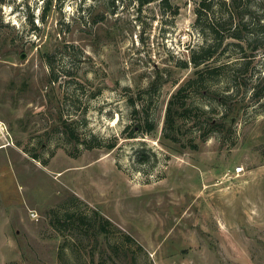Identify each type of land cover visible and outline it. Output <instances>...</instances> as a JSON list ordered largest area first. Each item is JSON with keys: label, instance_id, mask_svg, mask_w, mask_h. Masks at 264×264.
<instances>
[{"label": "rangeland", "instance_id": "374dc122", "mask_svg": "<svg viewBox=\"0 0 264 264\" xmlns=\"http://www.w3.org/2000/svg\"><path fill=\"white\" fill-rule=\"evenodd\" d=\"M165 1L0 0V264H264V0Z\"/></svg>", "mask_w": 264, "mask_h": 264}, {"label": "trees", "instance_id": "16d2710c", "mask_svg": "<svg viewBox=\"0 0 264 264\" xmlns=\"http://www.w3.org/2000/svg\"><path fill=\"white\" fill-rule=\"evenodd\" d=\"M141 4H144L148 1L151 0H138ZM234 1L232 0L231 4L223 2V4L226 6L227 5H231L234 6ZM167 2V0L165 1ZM204 6H207V8H211V4L212 3H205L202 2L201 3ZM230 7V6H228ZM202 11L201 9H197V24L199 25V27L201 29L204 28V23H202ZM242 16V15H241ZM241 19H239L238 25L235 23V18L232 15H229L227 12V18H224L222 21H217L216 23L214 22H209L208 24V28L209 30L213 33L214 38L217 40V44L215 46H219L220 44H222L223 40L227 37H231L234 39H238V40H245L244 35H243V31L241 29L242 25H246V23L243 21L242 17H240ZM221 20V18H220ZM221 27V28H220ZM221 32H225V33H221ZM250 40H246L247 45H250ZM253 50H256L257 45L256 46H251ZM209 49V48H208ZM207 52V51H206ZM204 54V55H203ZM212 55V53H208L205 54V50L200 51V53H192L191 56V61L195 64L198 65L201 62H203V60L207 57H210ZM48 56V54H47ZM199 73V72H198ZM56 77H51L50 81H55ZM197 82L198 81V76L194 77L193 79H189V81H187L185 84H183L182 86H180L177 91L172 95L171 99L169 100L168 106H167V110H166V116H165V126L163 129V136L166 139H169L172 142H177L179 141V137L178 135L180 134V127L181 124L184 122V118H185V114H186V107H184L183 105V99L182 97L184 96V91L185 89L191 85V82ZM263 87H264V72L263 75L260 79V81L255 85L253 91H252V97L254 98H260L263 96ZM140 110H138L136 107L133 109L132 113H133V125H132V129L130 130V132L128 133V136L133 137L135 136L139 131L141 130H145V131H151L154 128V122L152 120H150L148 118V116H144V123H145V127H141V120L142 118L138 116ZM227 117V116H226ZM223 119H225V116L222 117ZM65 129L64 131L66 132L68 130L67 123H64ZM137 128V129H136ZM70 135L73 136V133L70 132ZM207 136V133H202L200 134V137L205 140ZM74 138H76V141L78 142L80 139L78 136H75ZM196 147V146H195ZM194 148V146H193ZM101 230H105V226H101L100 228ZM127 238H131L130 236H127Z\"/></svg>", "mask_w": 264, "mask_h": 264}, {"label": "built area", "instance_id": "2783aa9c", "mask_svg": "<svg viewBox=\"0 0 264 264\" xmlns=\"http://www.w3.org/2000/svg\"><path fill=\"white\" fill-rule=\"evenodd\" d=\"M242 172H243V167H242V166H239V167H235V170L233 171V174H234V176H235V175L238 176V175H240ZM33 215H34V213H33Z\"/></svg>", "mask_w": 264, "mask_h": 264}]
</instances>
